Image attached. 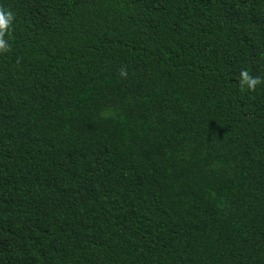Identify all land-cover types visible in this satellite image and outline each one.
I'll list each match as a JSON object with an SVG mask.
<instances>
[{
    "label": "trees",
    "instance_id": "obj_1",
    "mask_svg": "<svg viewBox=\"0 0 264 264\" xmlns=\"http://www.w3.org/2000/svg\"><path fill=\"white\" fill-rule=\"evenodd\" d=\"M0 10V264H264V0Z\"/></svg>",
    "mask_w": 264,
    "mask_h": 264
},
{
    "label": "clouds",
    "instance_id": "obj_2",
    "mask_svg": "<svg viewBox=\"0 0 264 264\" xmlns=\"http://www.w3.org/2000/svg\"><path fill=\"white\" fill-rule=\"evenodd\" d=\"M12 14L10 12H5L4 10H0V32L7 26V24L11 21ZM6 49V45L3 40H0V50ZM257 81L255 79H250L248 81L249 87L251 88Z\"/></svg>",
    "mask_w": 264,
    "mask_h": 264
}]
</instances>
